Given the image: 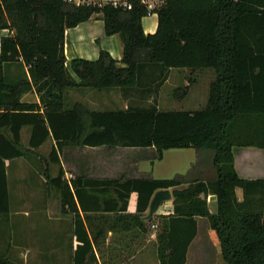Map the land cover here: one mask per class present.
<instances>
[{"label": "trees", "instance_id": "obj_1", "mask_svg": "<svg viewBox=\"0 0 264 264\" xmlns=\"http://www.w3.org/2000/svg\"><path fill=\"white\" fill-rule=\"evenodd\" d=\"M129 3L130 9L0 0V31H8L0 39V218L10 213L5 162L35 158L62 211L73 219L71 264H99L106 232L98 226L107 218L90 213L116 214L123 230L145 234L146 224L154 222L147 218L149 202L167 189L173 214L159 218V264H185L197 217L215 232L226 264H264V180L239 178L231 152L234 146L264 149V0H165L152 10L140 0ZM151 13L157 29L146 35L141 20ZM96 18L106 36L118 37L122 66L101 50L96 60L73 59L67 68L65 30ZM170 69L214 72L203 109L90 111L67 103L68 92L77 89L120 90L124 96L142 88L157 91ZM30 91L38 104L20 101ZM48 139L54 146L43 159L35 151ZM66 147L154 149L158 160L170 149L207 150L215 177L186 182L83 175L67 181L60 165ZM49 165L59 166L55 176ZM131 193L137 195L136 212L128 215ZM0 264L12 263L0 257Z\"/></svg>", "mask_w": 264, "mask_h": 264}, {"label": "crops", "instance_id": "obj_2", "mask_svg": "<svg viewBox=\"0 0 264 264\" xmlns=\"http://www.w3.org/2000/svg\"><path fill=\"white\" fill-rule=\"evenodd\" d=\"M141 26L144 34L147 35L155 33L157 29V15L155 13H151L142 18ZM7 34V30L0 31V39ZM101 50L107 52L118 62V65H121L120 60L122 49L120 41L116 35H105L104 23L100 18L80 23L74 28L65 30L64 56L66 58L67 68L69 62L73 59L96 60ZM201 72H205V70H189L181 72L177 69H170L168 71H164L165 76L163 78L164 80L162 85L164 83H168V81L171 82L172 80H177V78L180 77V74L186 73L189 74V76L192 74L193 77L200 81L199 74H201ZM147 73H150V70L147 69ZM71 75L74 77L72 73ZM192 81V83L196 82L195 80ZM162 85L158 88L159 90H161ZM187 87L185 88L188 89L187 91L185 90V95H187L192 86H189V88ZM143 89L145 88H142L141 90ZM88 90L89 89H77L69 91L68 98L72 92H75L79 95V101L80 99L86 100L82 97L87 96ZM112 91L115 90H110V92ZM127 97H130V93ZM20 101L26 104L39 103L38 96L34 91L22 94ZM79 103L83 104L82 102ZM83 105L85 106V104ZM189 112L193 111L189 110ZM23 134L26 135V142L23 145L27 147L28 133L26 129L22 131V135ZM22 135L21 138H23ZM53 146L54 142L51 139H48L35 152L39 153L46 148L49 149L50 152ZM99 149H103V147ZM120 149L127 148L108 149L109 153L103 159L96 161L95 163V165H98V163L100 165L102 164L104 168L101 170L100 168H97L96 175L91 176L88 173L91 172L92 168L76 167V163H80L81 152L87 149H73L70 147L64 148L60 156V165L64 171V179L70 181L83 175L94 179H117L118 175L123 172L122 170H125L126 172L123 178L153 179L151 176L152 171L146 170L145 165L142 166V162L146 158L144 155L142 158L139 156L135 157H139L138 159H135L133 154H130V158H124L117 153ZM69 150H71L70 153H68ZM148 150L154 154L153 149ZM164 152L165 151H163L161 158L159 160L157 159L158 162L163 160ZM231 152L233 156L234 170L239 178L244 180H264V149L257 147L234 146ZM198 153L195 154V158L193 157L194 159L192 160V164L196 163ZM62 155H65V159L68 164L66 161L63 162ZM33 159L35 161H33ZM150 159L153 160V156L152 158L150 157ZM66 164L70 166L71 170L77 168L78 174L75 173V170L74 172L72 171V173L68 172ZM115 165H119L120 167L116 169ZM39 169V163L35 158H30V160L15 159L11 162H5L10 213L8 217L0 218V257L12 264H19L17 262L18 257L20 258L21 255H24V258L27 259L30 257V255H28L30 252H35L34 254H36V258L39 259V264H71L73 219L70 214L62 211L61 198L59 197V194L46 185V181L45 179H42ZM200 172L204 173V170H200ZM175 178L169 177L156 180H171ZM181 179H184L187 182V176H181ZM186 182L181 187H186L188 185ZM168 190L171 193L172 189ZM235 196L238 201H241L243 197L242 190L237 188L235 190ZM136 200V193H131L128 199L126 214H135ZM172 214L173 200L171 195V199L162 203L156 213L152 215V218L155 221V223L153 222L152 227H160L162 221L159 218ZM80 215L84 219L82 212H80ZM89 215L91 217L97 216L100 219L103 217L107 218V222H103L104 224L99 225L95 222V225H99L98 227L106 232L104 246L110 251L121 248L122 250L127 251L130 249V246H133L135 238L138 239L139 236L144 235L142 233L141 235L133 236L138 232L129 229L123 230L122 224L115 222L117 217L116 214L98 212L90 213ZM195 220L197 223V234L188 247L185 264L192 263L191 256H195V250L198 252L196 253L195 260H202V258H204L201 252L204 249L205 236L213 243V245L216 246V248H219V241L216 234L209 228L206 219L197 217ZM128 236H130V238H128ZM104 248H102V250ZM97 258L98 263L102 264L100 258L98 256ZM136 262L137 264H145L146 261L136 260ZM103 263L115 264L112 258L103 259ZM130 264H133V262L130 261ZM155 264H159L158 260Z\"/></svg>", "mask_w": 264, "mask_h": 264}, {"label": "rangeland", "instance_id": "obj_3", "mask_svg": "<svg viewBox=\"0 0 264 264\" xmlns=\"http://www.w3.org/2000/svg\"><path fill=\"white\" fill-rule=\"evenodd\" d=\"M179 71H189L188 69H177ZM208 71V72H206ZM147 73V71H146ZM214 72L212 70H205L199 74L200 81L193 77L192 74H180L177 80H172L171 82L164 83L161 87V90L157 91H146V90H131L130 97L122 95L120 90H115L112 92L107 91H94L88 90L87 96H83L82 100L79 101V95L75 92H72L67 99L69 106L73 105L75 102H82L85 104L86 108L90 111H108V110H131V109H150L156 108L158 111H198L204 108L208 96V88L210 82L214 79ZM187 77V78H186ZM195 80L196 82L192 83ZM188 86V87H187ZM189 92L185 95L186 87L189 88ZM22 144L26 142V135H22ZM81 152L80 163L77 164V168H92L91 172L88 173L91 176L96 175V169L104 168V166L96 161L103 159L108 153L109 150L106 148L99 149H90L83 148ZM147 150V152H146ZM154 150V149H153ZM71 150L68 151L70 153ZM199 152V151H198ZM194 149H170L164 152V158L161 162L157 161V154L154 150V154L148 149H120L117 151L118 155L124 158H130V154H133L134 158L139 156L142 158L144 155L146 158L142 162V166L145 165V169L152 171L151 176L153 179H164V178H181V176H187V182L192 181V179H212L215 177V170L212 168V154L207 150H202L199 153ZM49 153V149H45L39 152V155L45 159ZM197 154L196 163H193L195 154ZM153 160L150 159V157ZM138 157V158H139ZM194 157V158H193ZM135 158V159H138ZM30 160V159H29ZM37 160V159H36ZM63 162L66 161L65 155H62ZM33 161H35L33 159ZM75 162V161H74ZM67 163V161H66ZM93 163V165H92ZM130 163V160H129ZM68 164V163H67ZM66 164V165H67ZM80 164V165H79ZM116 169L120 166L115 165ZM59 166L49 165V175L55 176ZM72 169L67 165V171L72 173V171L78 174V169ZM99 170V171H100ZM200 170H204V173H201ZM98 171V170H97ZM118 175L117 179L123 178L126 172L122 170ZM42 179H44L43 171L39 169ZM45 185V184H44ZM47 185V184H46ZM155 223V221H154ZM160 227L153 228L152 224H146V233L142 236H139L138 239L135 238L133 246H130V249L122 250L116 249L113 251L108 250L105 246L100 252L97 251V256L100 258L102 264L103 259L112 258L115 264H130V261L133 264H137L136 260H145V264H155L157 261L155 245H156V235L159 233ZM152 234V235H151ZM141 235V234H140ZM153 236V237H152ZM130 238V236H128ZM205 245L201 254L204 258L202 260H195L196 250L194 252L195 256H191V264H226L220 252L219 248H216L212 242L208 240L205 236ZM35 252H30L29 258L25 259L24 255L17 258L19 264H39V259L36 258ZM197 261V262H196Z\"/></svg>", "mask_w": 264, "mask_h": 264}, {"label": "built area", "instance_id": "obj_4", "mask_svg": "<svg viewBox=\"0 0 264 264\" xmlns=\"http://www.w3.org/2000/svg\"><path fill=\"white\" fill-rule=\"evenodd\" d=\"M69 3L74 4L75 6L83 5V4H96V5H101L103 4H109L112 5L113 7H122L126 9H130V0H65ZM165 0H155V1H150V0H140L142 4H145L147 6L148 10H152L161 3H163Z\"/></svg>", "mask_w": 264, "mask_h": 264}, {"label": "water", "instance_id": "obj_5", "mask_svg": "<svg viewBox=\"0 0 264 264\" xmlns=\"http://www.w3.org/2000/svg\"><path fill=\"white\" fill-rule=\"evenodd\" d=\"M170 199L171 193L168 189L155 192L149 202L147 218H151L152 215L156 213L160 205Z\"/></svg>", "mask_w": 264, "mask_h": 264}]
</instances>
